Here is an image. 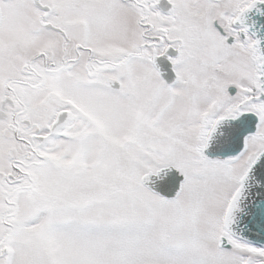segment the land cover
<instances>
[{
  "label": "snow or ice",
  "instance_id": "snow-or-ice-1",
  "mask_svg": "<svg viewBox=\"0 0 264 264\" xmlns=\"http://www.w3.org/2000/svg\"><path fill=\"white\" fill-rule=\"evenodd\" d=\"M0 264H264V0H0Z\"/></svg>",
  "mask_w": 264,
  "mask_h": 264
}]
</instances>
